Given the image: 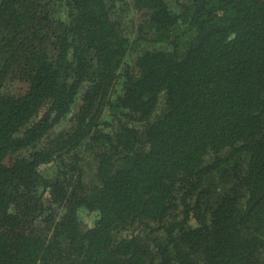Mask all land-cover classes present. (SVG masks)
Returning <instances> with one entry per match:
<instances>
[{
  "label": "trees",
  "instance_id": "16d2710c",
  "mask_svg": "<svg viewBox=\"0 0 264 264\" xmlns=\"http://www.w3.org/2000/svg\"><path fill=\"white\" fill-rule=\"evenodd\" d=\"M263 193L264 0H0V264H264Z\"/></svg>",
  "mask_w": 264,
  "mask_h": 264
},
{
  "label": "rangeland",
  "instance_id": "374dc122",
  "mask_svg": "<svg viewBox=\"0 0 264 264\" xmlns=\"http://www.w3.org/2000/svg\"><path fill=\"white\" fill-rule=\"evenodd\" d=\"M125 15V14H124ZM131 14L130 13H128V16H130ZM125 18H126V16H125ZM130 22V21H129ZM16 81H11L10 83H8V84H6V86H7V90H9V91H13V92H18V91H22L23 90V88L25 87V85H23V84H21V85H19V84H17V83H15ZM80 215H81V217H82V220H84L85 222H87L88 224H92L93 223V220H92V216H90L88 213H87V211H85V210H82L81 212H80Z\"/></svg>",
  "mask_w": 264,
  "mask_h": 264
},
{
  "label": "water",
  "instance_id": "95a60500",
  "mask_svg": "<svg viewBox=\"0 0 264 264\" xmlns=\"http://www.w3.org/2000/svg\"><path fill=\"white\" fill-rule=\"evenodd\" d=\"M263 195H264V193L260 196V198H261ZM260 198H258V199H260Z\"/></svg>",
  "mask_w": 264,
  "mask_h": 264
}]
</instances>
